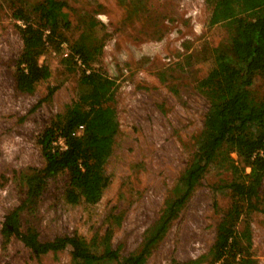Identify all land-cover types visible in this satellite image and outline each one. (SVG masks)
<instances>
[{
  "label": "rangeland",
  "instance_id": "374dc122",
  "mask_svg": "<svg viewBox=\"0 0 264 264\" xmlns=\"http://www.w3.org/2000/svg\"><path fill=\"white\" fill-rule=\"evenodd\" d=\"M62 1L74 10L68 37L90 30L102 44L91 65L116 82L112 104L120 132L106 164L111 182L102 199L94 205L67 203L63 173L49 182L35 213L22 215L23 229L35 227L43 241L74 233L98 241L113 225V247L125 257L140 247L192 157L209 108L197 83L210 68L211 48L226 42L228 29L209 25L207 0ZM22 24L11 0H0V264H71L69 248L36 256L15 235L4 244L6 218L26 198L22 175L45 164L38 138L79 99L85 69L79 57L77 64L65 62L67 43L58 50L48 44L40 63L50 67L51 78L33 94L18 91L14 73ZM50 87L57 90L45 99ZM254 89L262 92L263 80ZM228 177L221 168L207 173L145 264H182L209 253L231 205L230 191L221 187ZM257 202L258 210L247 217L250 264H264V182ZM238 225H246V218Z\"/></svg>",
  "mask_w": 264,
  "mask_h": 264
},
{
  "label": "trees",
  "instance_id": "16d2710c",
  "mask_svg": "<svg viewBox=\"0 0 264 264\" xmlns=\"http://www.w3.org/2000/svg\"><path fill=\"white\" fill-rule=\"evenodd\" d=\"M11 2L14 17L23 22L18 26L23 49L14 73L18 91L33 94L51 78L50 67L40 63L48 44L58 50L67 43L70 53L65 62L77 64L79 57L85 69L80 73L79 99L56 115L38 138L45 164L22 175L26 198L6 218L4 244L15 235L36 256L69 248L71 264H145L207 173L221 168L229 173L221 187L231 193L230 208L217 226L209 253L182 264H199L205 259L210 264H250L247 254L252 237L247 217L258 210L264 182V0H207L209 25L226 27L228 37L223 45L211 48L210 68L197 83L209 101L203 130L160 216L145 231L140 247L125 257L113 247V225L98 241H88L77 233L43 241L35 227L23 229L22 215L35 213L49 182L63 173L68 175L67 203L94 205L102 199L111 182L106 164L120 123L112 104L116 82L91 65L102 44L92 40L88 29L76 39L68 37L74 10L62 0ZM258 79L263 80L262 92L254 89ZM56 90L50 87L45 99ZM244 218L246 225L241 228L238 224Z\"/></svg>",
  "mask_w": 264,
  "mask_h": 264
},
{
  "label": "built area",
  "instance_id": "2783aa9c",
  "mask_svg": "<svg viewBox=\"0 0 264 264\" xmlns=\"http://www.w3.org/2000/svg\"><path fill=\"white\" fill-rule=\"evenodd\" d=\"M82 129H83V126H80L79 131H78L79 134L82 131Z\"/></svg>",
  "mask_w": 264,
  "mask_h": 264
}]
</instances>
